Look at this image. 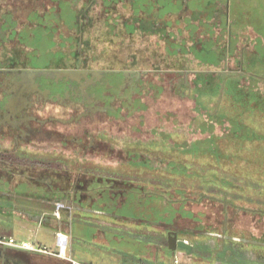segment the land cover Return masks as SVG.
Segmentation results:
<instances>
[{
    "label": "rangeland",
    "instance_id": "rangeland-1",
    "mask_svg": "<svg viewBox=\"0 0 264 264\" xmlns=\"http://www.w3.org/2000/svg\"><path fill=\"white\" fill-rule=\"evenodd\" d=\"M191 1L196 5L198 3L206 5L208 2V0ZM209 1L214 2V0ZM161 3L163 15L169 10L179 12L185 8L183 0H175L171 6L167 4V0H162ZM223 3L225 4V0ZM256 4L255 0H235L228 5L233 17L240 18L239 13L242 12L253 14L251 22L238 26L243 31L249 24L259 32L261 40L258 41L256 49L263 57L264 9H254ZM213 7L215 5L208 7L206 15L212 13ZM193 8L190 7L192 10ZM190 12L186 8L179 18L164 17L161 24L154 14L152 16L150 13H140L139 16L148 21L150 17L155 18V24L141 20L135 22L136 19L131 18V21L137 25L139 23L142 25L141 28L133 26L131 32L136 31L135 35L126 38L122 28L115 29L116 36L113 40L109 43L108 41L98 43L96 49L91 50L95 55L94 59L99 62L96 63L97 66L113 70L131 66L140 71H148L149 75L141 90L142 94L130 100L129 95L122 98L123 111L118 113L119 116L124 117H121L119 122H115L113 135L107 133L96 135L97 141L106 145L103 152L97 154L99 158L94 156L77 158L72 153L61 157L51 155V158H48L42 151H36L34 157L38 161L50 159L49 161L52 162L66 164L60 167H64L66 171L62 175L67 176V180H62L61 185L67 192H71L79 178L78 184H82L83 189L88 190L85 191L88 196L89 191L98 185L99 187L102 185L99 190L105 192L111 191L112 186H115L118 188L115 195L118 194L122 201H117L119 198L116 197L109 203L108 208L104 207L108 209L106 211L100 207L96 208L97 202L86 195L87 200L76 202L83 210L90 207L97 213H107L106 215L109 216H104L105 218L97 222L103 225L101 228L107 233L98 232V236L94 235L96 238L91 236L92 230H87L85 225L73 222L80 221L82 217L81 213H76L77 209L73 208L75 200L68 199L67 202H63L66 200H61L62 196L61 199L50 201V207H43L40 213H52L55 222H61V231L69 232L67 234L69 246L66 249L60 251L61 249L56 246L58 235L53 231L58 230L59 227L53 231L42 229L44 221L40 223V228L36 223L35 232H24L19 229L12 231L13 238L19 244L30 243L35 245V249L40 248L42 251L47 249V253H38L44 257L37 259L39 264H68L70 260L77 264H121L120 257H124L126 261L124 264H128L129 260L147 264L142 256L146 257L148 264H158L155 246L162 248V256H164L162 264H175L174 262L177 261L174 255L178 252L182 253L178 264H264V246L251 244L256 242L264 245V216H260L262 219L257 225L251 224L250 219L245 215L250 211H240L235 207L233 189L228 193L214 191L212 195L216 194V198H219L217 201H210L204 197V183L208 181L204 180V175L209 165L203 162V150L212 146L209 142L210 135L214 138L232 140L235 123L231 121V125L217 118V113L213 111V102L206 106L207 110L203 108L199 96L207 94L208 85L213 82L211 79H205L206 77L195 76L196 73L217 69H221L226 74H233L238 67L237 62L240 61L239 50L244 45L253 46L254 42L250 39L233 38L231 44L233 50L231 51L230 45L229 53L234 57L229 58L227 53L229 35L223 25V17L226 16H223V13L213 12L215 18L212 27L215 29L212 28L210 32V24L208 25V20H201V12L197 10L193 15ZM125 13L126 10L124 11L120 6L112 15L117 18L119 14L124 18ZM187 14L193 21L202 25L207 23V27L203 28L204 33L203 30L193 31L190 25L192 22L186 20ZM28 44L40 48L37 62L41 65L50 63L56 54L55 51L63 50L59 46L61 44L59 41L53 43L51 38L46 37L41 42L32 38ZM65 44L66 49L72 45L69 42ZM50 47L53 50H50ZM105 50L109 51L101 53ZM214 52L221 57L219 67L216 66L215 62L219 59L215 58ZM65 53L69 52L66 50ZM225 62L228 63L226 70ZM249 70L254 71V81L264 82V62L260 63L259 68ZM249 77L251 76H247V79ZM253 79L247 81H252L253 84ZM213 99L216 103L217 98ZM207 100L208 97H205V104ZM218 107L220 108V105ZM108 161L111 164H107ZM96 169L101 179L94 173ZM228 172L230 175V171ZM53 175L55 176L56 173ZM125 208L127 210H124ZM122 210L125 213L117 215L119 212L122 213ZM136 213L140 214L136 218L138 222H128L127 218L133 217L132 214ZM204 213L208 214L207 218H211L205 224H203ZM142 214L145 217H141ZM36 220L41 222V219ZM68 221L73 222L72 232L70 228H66ZM151 222L160 223L158 227L146 225ZM210 225L223 227L225 233L216 235L210 232L209 229L214 230ZM128 228L129 238L125 237V241L115 239V236H123V233L128 232L125 230ZM169 228L178 230L180 239L188 241L193 246L190 259L186 250L170 252L167 245L168 232L171 230ZM251 228H256L257 231H251ZM182 229L192 230L194 233L190 236ZM1 232L0 236L4 235ZM141 237L153 247L148 249L145 242L138 244L135 239ZM60 254L63 258L58 256ZM127 254H131L130 259Z\"/></svg>",
    "mask_w": 264,
    "mask_h": 264
},
{
    "label": "flooded vegetation",
    "instance_id": "flooded-vegetation-1",
    "mask_svg": "<svg viewBox=\"0 0 264 264\" xmlns=\"http://www.w3.org/2000/svg\"><path fill=\"white\" fill-rule=\"evenodd\" d=\"M85 1L0 0V27H5L0 34V232L17 228L25 232L34 231L30 226L24 227L17 223L18 217H21L29 219V222L41 219L40 223L44 221V228L52 230L59 227L55 231L58 232L57 235H66L61 231V222H55L52 213L40 212L43 207H50V201L61 199L62 196L61 200H66L63 202L68 199L75 200L73 208L79 209L80 206L76 202L87 200L88 193L85 191L88 190L78 184L80 181L77 178L75 187L71 192H67L61 185L62 180H67V176L62 175L66 171L64 167H60L66 164L52 162L50 159L38 161L34 157L35 152L42 151L48 158H51V155L66 156L67 153H72L77 158H99L97 154L103 152L106 145L101 141L99 143L96 135H113L115 122L124 117L118 113L123 111L122 98L129 95L130 100L140 96L149 75L148 71H140L131 66H123V69L118 70L97 66L98 60L94 59L95 55L91 50L96 49L98 43H109L113 40L116 36L115 29L122 28L126 38L135 35L136 31L131 32L133 26L141 28L142 25H137L131 18L136 19L135 22L141 20L155 24V18L150 17L148 21L141 18L140 13L155 15L161 24L164 17L179 18L187 5H196L191 0H183L184 9L179 12L169 10L163 15L162 0ZM174 1L167 0V4L171 6ZM208 3L217 5V0L208 1L206 5ZM204 5L205 3H198L201 20H207V17L204 18ZM120 6L126 10L125 17L121 18L118 14L119 17L115 18L112 13ZM194 12L190 13L193 15ZM213 14L212 12L208 16ZM186 16L187 21L192 20L189 14ZM13 23L35 29L31 36L16 29L11 31ZM48 26L52 28L50 32L41 30V27L44 29ZM35 32L38 34H34ZM44 37L51 38L53 43L59 41V46L63 49L55 51L56 54L50 63L41 65L37 62L38 58H30L20 52L21 47L29 46L30 38L41 42ZM67 42L72 44L68 49L65 44ZM30 47L34 48L32 52L40 51V48L33 44ZM101 47L104 48V45L101 44ZM49 49L53 50L51 47ZM66 50L69 53H65ZM106 51L109 50L101 53ZM42 70L75 71L80 79L67 81L55 76H32L31 71ZM107 164L111 162L108 161ZM94 173L99 179L102 178L98 175V169ZM102 187H94L89 191L88 197L97 202L96 208L100 207L106 211L108 209L104 207L108 208L112 200L119 198L118 194L115 195L118 188L112 186L111 191L105 192L99 190ZM124 210L121 212L125 213ZM106 214L96 211L92 213L93 216L101 218L109 217ZM119 214L121 213H117ZM132 215L133 217L127 219L130 222H138L136 218L139 215ZM141 217L145 215L142 214ZM158 223L160 222L146 225L158 227ZM92 225L93 231H97L93 237L98 236L99 231L104 232L101 225ZM169 229V232H176L180 239L178 230ZM182 230L188 235L194 233L192 230ZM3 238L5 236H0V239ZM155 248L161 249L160 246ZM43 252L40 248L31 250L0 242V264H39L37 259L44 257L38 253ZM74 263L70 261L68 264Z\"/></svg>",
    "mask_w": 264,
    "mask_h": 264
},
{
    "label": "crops",
    "instance_id": "crops-1",
    "mask_svg": "<svg viewBox=\"0 0 264 264\" xmlns=\"http://www.w3.org/2000/svg\"><path fill=\"white\" fill-rule=\"evenodd\" d=\"M209 1V0H208ZM235 0H227L225 4L223 3L224 0H217V5L213 7L212 12L223 13V25L227 29L228 36V43L229 46L227 48L228 57H234L232 54L229 53L230 45L232 44L233 38H242L244 40L250 39V41L254 42L253 46L246 47L244 45L238 56L240 57V61L237 62L238 67L235 69L233 74H226L221 69H217L215 71H209L204 73H196L195 76H203L206 77L205 79H211L213 83H209L208 85V93L201 97L202 99V106L205 110L208 104L213 106L214 113H217V118H220L224 121L235 123V127L232 129L233 138L232 140H224L222 137L214 138L213 135L209 136V142L212 144L208 149H204L202 153L203 162L204 164H208L209 167L206 169V173L204 175V180H208L204 183V197L208 198L210 201H217L216 194L212 195L214 191H225L230 192L231 189L234 192V201L235 207L240 211H250L249 214L245 213L247 219H250L251 224L257 225L258 221L262 219L260 216H264V82H259L257 80L254 81V71L251 72L249 69L259 68L260 63L264 62V56L261 57L257 51L258 41L261 40L259 32L255 30L254 26L246 25V27L242 29L238 26L239 24H243L246 22H251L253 18V14L248 12H242L240 14V18L237 16L233 17L229 10V3ZM253 1V0H251ZM262 1L261 3H259ZM188 3V2H187ZM190 3V2H189ZM256 7L254 9L260 10V8L264 9V0H255ZM211 6V3L204 5V12L208 11V7ZM228 6V7H227ZM190 7H194L193 10ZM188 11H197L199 9L198 5H187ZM201 10V9H199ZM255 10V11H256ZM196 13V12H194ZM214 15V14H213ZM213 15L210 17L207 15L208 25L210 24V32L213 28V19L215 18ZM213 17V18H212ZM260 17V16H259ZM204 20V19H202ZM262 20H264L262 18ZM192 22V23H191ZM189 23L193 27L194 26H202V28L207 27V23L202 25L196 21L191 20ZM4 26L0 27V34L3 32ZM43 31H49L52 29L50 26L48 27H41ZM213 28V29H212ZM14 29L27 32L28 35H32L34 29L31 26H22L16 25L13 23L11 25L10 30L13 31ZM50 32V31H49ZM32 38H30L31 40ZM26 48V49H25ZM21 47V51L24 55L30 58H39L40 55L34 51V48L29 46ZM25 49V50H24ZM233 47L231 45V51ZM216 51V50H215ZM214 56H217V52L213 53ZM220 62V60H219ZM219 62L216 63V66L219 67ZM224 65V69H228ZM236 64V65H237ZM249 68V69H248ZM247 76H251L247 79ZM249 79H253L252 81H247ZM248 86H245V85ZM203 87V86H202ZM205 97H208L207 103L205 104ZM214 97L217 98V103L220 105V108L216 103H214ZM211 102V103H210ZM217 110L215 111V109ZM238 125V126H237ZM208 170V171H207ZM230 171V175L229 172ZM227 174V175H226ZM206 187V188H205ZM230 194V193H229ZM238 201H242L244 203L240 204ZM263 201V202H259ZM228 203V202H226ZM231 203V202H229ZM240 204V205H239ZM255 204V205H254ZM89 207V206H87ZM44 213V212H43ZM76 213H81L82 217L80 221H73L75 223H82L85 225L87 230H92V234L94 233L92 223L100 225L99 221L101 217L93 216L94 210L90 209H77ZM207 213H204V220L203 224L207 223V221L211 220L210 217L207 218ZM242 215V214H241ZM32 221V220H30ZM73 222L68 221L66 222V228H73ZM128 222H130L128 220ZM17 223L19 225L30 226L34 229L35 232L37 227L40 228V220H33L29 222V219H22L18 217ZM31 223V224H29ZM37 223V227L36 226ZM96 226V225H94ZM103 225H101L102 227ZM23 227V228H24ZM257 227V226H256ZM210 228H214V230H210L216 235H223L225 233V229L223 227H216L215 225H210ZM23 231L20 228H17ZM44 229V226H42ZM15 230V229H14ZM14 230H7L2 231L5 237H13L12 231ZM71 230V229H70ZM125 233L123 236H115V239L118 241H125L124 238L127 237L130 229ZM251 231L256 230V228H251ZM50 231H53V229ZM73 229L71 230V232ZM109 231V230H107ZM25 232V231H24ZM55 232V231H53ZM103 232V231H99ZM104 230L103 233H105ZM58 233V232H57ZM55 232V235H57ZM89 233V231H87ZM107 233V232H106ZM220 233V234H219ZM64 234H69V232H64ZM91 234V236H92ZM126 234V235H125ZM135 234V233H133ZM142 234V233H141ZM145 235V234H144ZM191 236V235H190ZM93 237V236H92ZM136 242L138 244H142L145 242V246L149 249L153 247L152 245L148 244L144 237H141ZM188 242V241H187ZM57 246V242H56ZM69 246V245H68ZM149 246V247H148ZM45 248V247H44ZM162 249V248H161ZM161 249H156V255L159 259L158 264H162V251ZM182 253L178 252L175 256V264H178V260H180ZM130 259L131 254H127ZM142 256V255H141ZM124 257H120L121 264L126 262ZM144 261L148 264V261L145 260L146 257L142 256ZM191 257L188 256V259ZM128 264H139L136 260H129ZM180 264V263H179ZM182 264V263H181Z\"/></svg>",
    "mask_w": 264,
    "mask_h": 264
},
{
    "label": "water",
    "instance_id": "water-1",
    "mask_svg": "<svg viewBox=\"0 0 264 264\" xmlns=\"http://www.w3.org/2000/svg\"><path fill=\"white\" fill-rule=\"evenodd\" d=\"M225 60L227 61V55H226ZM225 68H227V63H226ZM31 72H32V76L34 77L42 76V75L48 76V77L55 76L57 77V79H65L67 81H74V80L79 81L80 79V77L77 75V72L70 71V70H61V71L42 70V71H31ZM91 73L101 74L102 72H91ZM251 244H255L258 246H264L263 244L256 243V242H251ZM167 245H168V249L172 253H176L179 250H186L188 256L190 257L192 256L193 246L190 245L187 241L179 239L178 234L176 232L171 231L168 233Z\"/></svg>",
    "mask_w": 264,
    "mask_h": 264
},
{
    "label": "built area",
    "instance_id": "built-area-1",
    "mask_svg": "<svg viewBox=\"0 0 264 264\" xmlns=\"http://www.w3.org/2000/svg\"><path fill=\"white\" fill-rule=\"evenodd\" d=\"M0 242L3 243V244L7 243V244L19 246L21 248H28V249L34 250V246L32 244H30V243L19 244L18 242H16V240L13 237H9V238L5 237L3 239H0ZM68 245H69V237L67 235H62V234L58 235V237H57V246H58V248L61 249L60 251H63L64 249H66L68 247ZM46 250L44 251L45 253H47ZM58 256L63 258L62 254H60Z\"/></svg>",
    "mask_w": 264,
    "mask_h": 264
},
{
    "label": "trees",
    "instance_id": "trees-1",
    "mask_svg": "<svg viewBox=\"0 0 264 264\" xmlns=\"http://www.w3.org/2000/svg\"><path fill=\"white\" fill-rule=\"evenodd\" d=\"M193 28V31L194 32H197L198 30H203L202 31V33H204V29L203 28H199V26H194V27H192ZM215 58H217V59H221V57H220V55H217V56H215ZM219 62V61H218ZM215 63H217V62H215ZM202 83H203V81H202ZM202 87V86H201ZM199 98H201L200 96H199ZM198 100V99H197ZM229 124H231L230 122H228ZM232 125V124H231ZM121 214H123V213H121ZM135 215H140V214H138V213H136Z\"/></svg>",
    "mask_w": 264,
    "mask_h": 264
}]
</instances>
